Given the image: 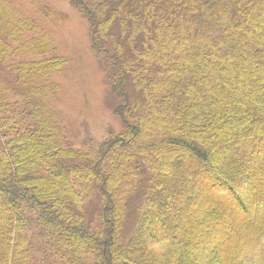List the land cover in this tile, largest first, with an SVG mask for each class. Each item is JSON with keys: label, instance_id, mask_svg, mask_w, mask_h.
<instances>
[{"label": "trees", "instance_id": "trees-1", "mask_svg": "<svg viewBox=\"0 0 264 264\" xmlns=\"http://www.w3.org/2000/svg\"><path fill=\"white\" fill-rule=\"evenodd\" d=\"M70 1L115 63L124 131L68 146L67 61L0 0V264H33L35 218L72 264H264V0Z\"/></svg>", "mask_w": 264, "mask_h": 264}, {"label": "rangeland", "instance_id": "rangeland-1", "mask_svg": "<svg viewBox=\"0 0 264 264\" xmlns=\"http://www.w3.org/2000/svg\"><path fill=\"white\" fill-rule=\"evenodd\" d=\"M12 7L37 21L42 31L51 36L55 55L67 61L53 77L60 86L53 105L61 114L68 146L91 155L110 136L124 131V123L115 113L122 102L113 88L117 80L115 63L94 47L88 17L72 6L70 0H12ZM131 48L132 45L130 51ZM99 199L95 191L82 213L85 224L92 223V228L97 223L94 208ZM68 205L72 207L70 202ZM27 237L33 264H72L64 254L57 255L52 245L49 247V239L42 235L36 218L27 225Z\"/></svg>", "mask_w": 264, "mask_h": 264}]
</instances>
